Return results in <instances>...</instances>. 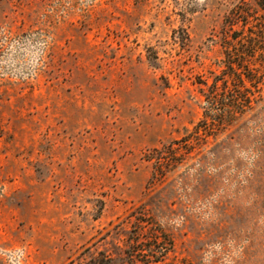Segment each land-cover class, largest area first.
<instances>
[{
	"label": "rangeland",
	"instance_id": "374dc122",
	"mask_svg": "<svg viewBox=\"0 0 264 264\" xmlns=\"http://www.w3.org/2000/svg\"><path fill=\"white\" fill-rule=\"evenodd\" d=\"M260 13L0 0V264H264Z\"/></svg>",
	"mask_w": 264,
	"mask_h": 264
},
{
	"label": "trees",
	"instance_id": "16d2710c",
	"mask_svg": "<svg viewBox=\"0 0 264 264\" xmlns=\"http://www.w3.org/2000/svg\"><path fill=\"white\" fill-rule=\"evenodd\" d=\"M255 4V7L257 8V10H259L260 16L264 18V0H252ZM257 38L255 37H249L246 47L244 48V50L240 51L238 53V57L239 59L237 61H227V69H229L230 71V75L232 76V78L237 79L238 81H243L242 75L244 76V78L248 79V80H252L250 75H249V70H248V66L246 64L247 60L249 57H254V54L256 51L257 55L263 56L264 53V43H263V36L262 35H256ZM261 38V39H260ZM261 51V52H260ZM215 80H213V82L211 83L212 86L215 85ZM245 97V95H244ZM243 97V98H244ZM243 102H246V97L244 99H241ZM236 106V103H232L230 105V107ZM223 117L225 118L224 120H226L227 115H223ZM223 119H220V121H222ZM205 118L200 120V124L198 123V126H200L201 124H205ZM222 124H224V122H220L219 126H221Z\"/></svg>",
	"mask_w": 264,
	"mask_h": 264
}]
</instances>
